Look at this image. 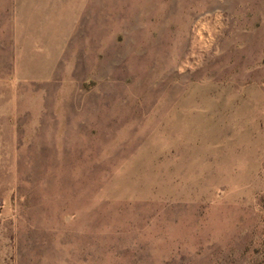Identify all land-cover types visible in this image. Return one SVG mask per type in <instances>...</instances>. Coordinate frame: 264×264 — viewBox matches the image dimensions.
Instances as JSON below:
<instances>
[{"label": "rangeland", "instance_id": "374dc122", "mask_svg": "<svg viewBox=\"0 0 264 264\" xmlns=\"http://www.w3.org/2000/svg\"><path fill=\"white\" fill-rule=\"evenodd\" d=\"M0 264H264V0H0Z\"/></svg>", "mask_w": 264, "mask_h": 264}, {"label": "bare ground", "instance_id": "6f19581e", "mask_svg": "<svg viewBox=\"0 0 264 264\" xmlns=\"http://www.w3.org/2000/svg\"><path fill=\"white\" fill-rule=\"evenodd\" d=\"M207 6V5H206ZM200 25H201V23H200ZM202 26V25H201ZM201 37V36H200ZM202 40V39H201ZM204 44V43H203Z\"/></svg>", "mask_w": 264, "mask_h": 264}]
</instances>
